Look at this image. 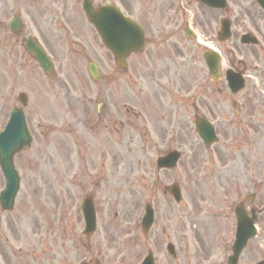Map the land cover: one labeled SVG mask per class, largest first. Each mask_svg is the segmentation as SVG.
I'll use <instances>...</instances> for the list:
<instances>
[{"label":"rangeland","instance_id":"rangeland-1","mask_svg":"<svg viewBox=\"0 0 264 264\" xmlns=\"http://www.w3.org/2000/svg\"><path fill=\"white\" fill-rule=\"evenodd\" d=\"M252 2L233 0V15ZM36 6L37 0H0V21L9 25V19L18 13L24 23H30L29 15ZM5 35L10 37L9 30L0 29V129L5 117L2 111L6 105L15 104L12 102L20 90L17 76L10 74L15 73L22 56L18 42ZM66 65L67 62V68ZM2 84H7L6 89H1ZM141 85L140 95L131 106L137 117L131 120L133 128L129 129L126 144L120 139L121 126H116L120 132L106 122L103 126L109 129L86 130L83 121L90 115L83 112L84 107L85 112L89 110L86 104L77 103L72 110L66 103L55 105L51 115V152L40 156V166L32 171L24 163L27 156L16 160L22 178L16 205L10 213H1L0 209L2 263L136 264L150 249L159 258L157 264H226L230 254L227 246L233 244L235 237V218L233 214L229 219L213 218L212 214L222 207H230L233 212L242 201L248 212L264 208V116L259 122L237 116L239 129L235 136L232 127V145L226 147V133L213 151L206 152L173 114L170 120L161 114L152 117L146 85L143 81ZM80 92L79 87L77 91L69 90V99L80 102ZM228 116H232L231 112ZM165 124L169 129L162 131ZM180 127L183 131L179 144L185 147L180 165L173 171L156 172L153 163L158 155L154 147L160 146L172 131L176 134ZM107 139L113 144L112 150L103 142ZM117 142L121 144L115 148ZM35 163L38 165L36 160ZM172 184L181 189L180 206L164 192ZM3 187L0 173V191ZM91 189L94 202L99 204V229L93 239L96 246L89 252L82 237L79 200ZM250 193L256 194L254 201L248 199ZM143 203L154 207V226L140 244L124 246L122 239L132 233ZM191 220L196 221L193 227ZM257 228L258 238L249 243L239 264L264 260V211L257 217ZM170 242L176 247L175 261L166 252ZM31 247H35V252L27 253Z\"/></svg>","mask_w":264,"mask_h":264},{"label":"flooded vegetation","instance_id":"flooded-vegetation-1","mask_svg":"<svg viewBox=\"0 0 264 264\" xmlns=\"http://www.w3.org/2000/svg\"><path fill=\"white\" fill-rule=\"evenodd\" d=\"M85 1L37 0V6L29 15L31 22L23 23L22 36L30 33L27 39L36 37L50 58L52 52L59 60L55 87L64 92L62 99L59 94H53L51 77L39 67L35 70L29 69L28 64L18 66V96L23 98L18 103H26L22 110L32 139L31 145L20 154L27 156L26 166L34 168V156L51 152V103H68L73 109L76 102L69 99L68 91L77 85L83 92L93 89L96 92V104L89 105L96 122L92 121V125L84 122L85 129L93 132L110 127L119 131L116 126H121L120 139L124 144L130 137L129 129L133 128L131 120L137 117L131 106L140 95L142 81L146 85L145 96L154 114L152 117L161 114L170 120L173 114L190 135L196 132L199 120L211 122L216 133L228 135L230 108L235 115L251 120L262 114L257 105L264 103V63L261 59L264 56L261 52H264V13L255 10L253 4L233 15L230 8L217 11L199 5L198 0H140L139 4L136 0H88L95 12L110 6L124 19L138 23L144 31L145 51L131 54L126 66L120 68L113 56L104 53L102 39L83 11ZM226 1L230 4L233 0ZM115 12L104 15L101 12L100 19L107 16L114 20ZM224 19L233 23L232 36L220 41V23ZM129 31L125 25L121 29L117 26L115 32H123L128 35L123 41H130ZM244 35L257 44H244L241 40ZM27 39H21L22 47ZM114 40L119 42L120 37ZM67 46L79 51H76L79 60L75 64L80 63L83 68L64 67ZM208 49L217 50L219 58L207 57ZM91 66L95 67L92 71L97 74L96 82L90 73ZM259 68H263V72ZM6 86L2 84V89ZM241 86L243 89L235 92ZM82 103L92 101L85 95ZM6 112L4 108L2 114ZM105 122L109 127L103 126ZM180 128L176 134L172 131L178 145H181L179 139L183 131ZM165 129H169L167 124L162 131ZM103 142L112 150L111 141ZM120 144L115 143V148Z\"/></svg>","mask_w":264,"mask_h":264},{"label":"water","instance_id":"water-1","mask_svg":"<svg viewBox=\"0 0 264 264\" xmlns=\"http://www.w3.org/2000/svg\"><path fill=\"white\" fill-rule=\"evenodd\" d=\"M107 46H111L110 44H107ZM142 46V42H140L139 46L137 47H133L131 46L130 50H134L135 48H138ZM113 52H116L114 49H112V47L110 48ZM12 123L10 124L11 128ZM3 150V149H1ZM4 153L2 151H0V157L1 155H3ZM5 156V155H3ZM2 156V158H3ZM6 159H3V171L4 174L6 176V178L9 180V185L13 183V189L14 191L16 190V181H17V174L14 171V167H13V163H12V155L9 156H5ZM240 217V222H242L241 224H239V228H238V232H239V242H238V246L235 250V254L236 256L240 253L241 249L244 247L245 242H246V238H249L250 233L253 232V227H252V223L248 220H246L244 217L239 216ZM235 260V259H234Z\"/></svg>","mask_w":264,"mask_h":264}]
</instances>
